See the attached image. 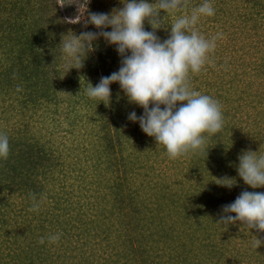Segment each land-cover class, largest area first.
<instances>
[{"label": "trees", "instance_id": "1", "mask_svg": "<svg viewBox=\"0 0 264 264\" xmlns=\"http://www.w3.org/2000/svg\"><path fill=\"white\" fill-rule=\"evenodd\" d=\"M85 3L0 0V118L5 114L8 123L0 132L9 136L11 148L9 157L0 160V236H6L0 241V264H264V231L239 221L243 230L238 222H219L222 206L235 201L240 186L253 189L238 175L239 155L248 149L264 154V124L254 115L264 112V91L252 83L264 80V50L239 56L234 53L239 45L231 42L250 38L249 29L264 33V0H234L235 12L226 14L231 18L219 22L232 39L222 44L218 38L202 70L190 73L194 90L221 103L225 123L206 140L207 151L175 159L154 137L129 133L118 82L110 85L108 105L86 95L89 82L95 86L119 70L122 58L115 45L99 38L83 67L66 71L62 38L99 31L92 24L85 27L83 19L68 22ZM185 3L181 10L189 14L203 0ZM107 7L113 11L124 3L89 0L86 15L106 13ZM202 19L197 28L207 36ZM250 67L254 80L239 84ZM241 107L247 131L237 117ZM81 110L88 131L95 132L96 152L92 165L78 168L80 161L68 159L84 153L86 144L71 147L55 134L64 121L67 133H73ZM10 111L18 114L15 124L7 116ZM33 118L41 122L33 124ZM188 173L193 185L185 178ZM180 174L185 176L182 187H176ZM224 178L236 184L230 189L219 184ZM258 190L264 187L253 189ZM33 203L39 208L34 210ZM56 233L62 234L60 240L49 242ZM253 234L255 240L248 242ZM258 238L263 242L257 248ZM103 240L109 256L99 251ZM112 254L120 258L110 260Z\"/></svg>", "mask_w": 264, "mask_h": 264}, {"label": "clouds", "instance_id": "2", "mask_svg": "<svg viewBox=\"0 0 264 264\" xmlns=\"http://www.w3.org/2000/svg\"><path fill=\"white\" fill-rule=\"evenodd\" d=\"M123 3L124 7L111 14L89 12L87 19H83L85 7L83 11L79 9L81 15L69 19V23H80L83 19L85 27L92 24L99 31L79 35L72 32L62 38L59 45L66 71L83 67L88 53L95 50L94 42L103 37L109 45L116 46L122 58L121 66L111 75L101 77L95 86L89 82L86 95L108 105L112 96L110 85L118 82L128 101L144 110L140 116L130 112L128 120L138 121L142 131L163 145L170 158L207 151L206 140L223 129L224 114L217 99L191 87L190 73L202 70L217 46V39L222 38V34L207 38L197 28L202 17L215 15L212 0H203L190 14L179 15L164 40L155 32L163 22L160 10L176 13L186 7L185 0H157L156 3L123 0ZM145 19L153 31L145 30ZM109 27L110 31L105 30ZM10 151L9 136L0 132V160L7 159ZM238 159L237 171L244 183L253 189L264 187V154L248 149ZM220 180L225 182L219 184L229 189L236 184L233 178ZM32 207L38 209L39 204L33 203ZM238 221L249 229L264 231V192L245 190L234 202L222 206L219 222L230 225ZM61 235H50L48 240L58 242ZM261 243L258 239L257 248Z\"/></svg>", "mask_w": 264, "mask_h": 264}, {"label": "rangeland", "instance_id": "3", "mask_svg": "<svg viewBox=\"0 0 264 264\" xmlns=\"http://www.w3.org/2000/svg\"><path fill=\"white\" fill-rule=\"evenodd\" d=\"M84 1L86 2V0H84ZM102 1L106 5L108 0H102ZM150 2L156 3L157 0H151ZM232 2H234V0H212L213 6L216 9L215 15L210 17L209 20H207L208 17H202L203 18L202 19L203 30H204V32L206 31L205 34L207 35L205 37L211 38V36L213 37V36H217L218 34H222V38H220V40H221L220 43H222V44H225L230 39H232L233 36L230 33L226 32L223 28V25L221 23H219L222 20V23L224 24L227 17L231 18L230 15H226V14H233L235 12V8H234V5L232 4ZM85 4L81 6V8H82V9H80L81 11H83L85 9V7L87 8V5H85ZM241 9L243 10L244 7ZM77 11H78L77 15H81V13L78 9H77ZM113 11L111 10V8H109V10H108V7L106 8V13L111 14ZM217 11H219V13H217ZM71 12H76V9H73ZM184 14H188V13H187V11H184L181 9L179 11H177L176 13H172V14H167L165 10H162V9L160 10V17H161L163 22L161 23L159 28L155 29V32L161 38V40L167 39L169 37L170 31H171V23H174L175 19L179 15H184ZM261 16H259L258 18H260ZM163 18H164V20H163ZM256 18H257V16H256ZM83 19H87L86 10L83 13ZM216 20H219L218 23L214 22ZM254 21L256 22V20H254ZM259 23H260V21H259ZM144 27H145V30L153 31L152 25L149 23L148 19H145ZM105 30L110 31L111 28L109 27L108 29H105ZM253 30L254 29H249V31H248V33L250 34V38H249V35L247 37H243V38L233 37L234 40H231V42L234 45H239V48L234 53L238 54L239 56H242L244 54L249 55V52L250 53L254 52L257 49V47L260 49L262 48L261 51L264 50V47H263L264 46V33L262 31L263 29L261 28L259 33L256 30H254V31ZM259 43H260V45L261 44L262 45L260 46ZM241 46H247V50L243 51L241 49ZM263 54H264V51H263ZM228 59H229V57H228ZM108 65H111V63ZM246 66H248V65H246ZM229 67H230V65H228V68ZM243 69H244V67H243ZM250 69H251V67L247 68L246 74L242 73L239 76V79L241 78V76L243 78V80H241L239 82V84L244 85L246 83H250L251 79L254 80V74H256V71H251ZM238 70H239V72H242L241 68H239ZM202 78L204 80L207 79L206 76H202ZM253 82H254V86L260 88L261 92L264 91V80H262V78L257 79L255 81H252V83ZM236 83H237V81H236ZM234 85H236V84H234ZM119 95L124 100V105L121 106L120 112L122 113L123 118H124L123 113L125 114V125L129 131V133H132L137 137H141L143 131L140 128L139 122L138 121L132 122V121L128 120L127 117H128V114L132 111H135L138 116L142 115L143 111H144L143 108L138 106L135 103H130L125 94L120 93ZM5 106L6 107L9 106V100L6 101ZM69 109L71 110V108H69ZM240 110H241V112L237 113V117L239 119L243 120V127L244 126L246 127V128L244 127V131H247L248 130L247 128H249V126H250L245 122V117L247 116V114H246V116H244L245 111L243 110L242 107L240 108ZM257 113L258 112H255L254 115L259 120L260 125L264 124V112L261 115H259ZM83 114H84L83 110H81L77 113L76 125H75V127H72V129H74L73 133H70V132L67 133L66 130L69 128V125L67 124V122L64 121V122H62V126H60L58 128V130H61V131L56 132V134H55V137H56V139H58V142H61V141L66 142V144H68L71 147H77V145L81 144V142H82V144H86L87 147L84 150V153H80L79 155L74 154L73 156L69 157V159H68V161L72 160L73 163L80 161L78 168L79 167H88V166L92 165L93 164V157H95V152H96L92 148V147H94L93 144H94V141L96 140V138L93 135L95 132H94V130H91V129H90L91 133H90V131H88V128L86 127V124L84 123V118L82 117ZM2 115H3V117L0 118V128H6L8 126V123H7L6 118L4 117L5 114H2ZM7 116L11 118L10 119L11 124H15L16 120L18 119V114L15 111H10L9 113H7ZM36 116H39V115H36ZM36 118H38V117H36ZM63 119L65 120L64 117H63ZM36 120H38V122H41V121H39V119L33 118V124H35ZM43 132L45 133L46 130L43 129ZM88 132H89V134H88ZM186 171H187V169H186ZM74 174H75V172H74ZM59 176H60V174H59ZM185 176L184 177L187 178L188 183L193 185L194 180H192L191 173H190V180H189V173L186 174ZM184 177H183V174L182 175L180 174V176H179L180 182L177 183L178 185L176 187H178V186L182 187V181H183ZM64 183H66V182H64ZM55 184H56V187L57 186L59 187L61 183H55ZM240 189H241L240 194L242 191L247 190V188L244 185L240 186ZM249 191H253V189H249ZM261 191L263 192L264 190H258V192H261ZM240 194H238L237 196H239ZM237 224H240V223L238 222ZM240 225L241 226H239V229L243 230L244 225L243 224H240ZM96 226H98V225H96ZM102 228L107 229L106 227H102ZM257 235H258V233H257ZM254 237H255V235L253 234L252 237H250V239H248V242L251 241V243H252V239ZM4 238H6V236H0V241L5 240ZM258 239L263 242L262 238H258ZM254 240H255V238H254ZM229 244H231V243H229ZM105 246H106V241L103 240V243L101 242V245L98 247L99 251L101 254H105V256H109L108 253H110L111 250L109 247H107V246L105 247ZM239 247H241V245H239ZM107 248H109V250ZM100 253L98 252L97 254H100ZM112 257L114 260H117L118 258H120V257L114 256L112 254V256L109 257L110 260ZM237 262H238V264H244V263H240L239 261H237Z\"/></svg>", "mask_w": 264, "mask_h": 264}]
</instances>
